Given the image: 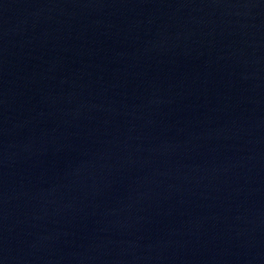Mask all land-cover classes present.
Wrapping results in <instances>:
<instances>
[{
  "label": "water",
  "instance_id": "95a60500",
  "mask_svg": "<svg viewBox=\"0 0 264 264\" xmlns=\"http://www.w3.org/2000/svg\"><path fill=\"white\" fill-rule=\"evenodd\" d=\"M0 264H264V0H0Z\"/></svg>",
  "mask_w": 264,
  "mask_h": 264
}]
</instances>
